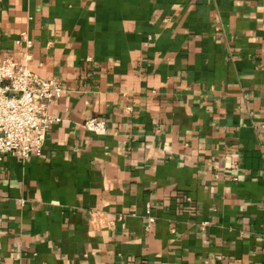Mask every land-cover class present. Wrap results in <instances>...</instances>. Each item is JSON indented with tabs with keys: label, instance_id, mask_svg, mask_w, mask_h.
<instances>
[{
	"label": "crops",
	"instance_id": "0c3cea01",
	"mask_svg": "<svg viewBox=\"0 0 264 264\" xmlns=\"http://www.w3.org/2000/svg\"><path fill=\"white\" fill-rule=\"evenodd\" d=\"M7 54L62 92L0 264H264V0H0Z\"/></svg>",
	"mask_w": 264,
	"mask_h": 264
},
{
	"label": "built area",
	"instance_id": "2783aa9c",
	"mask_svg": "<svg viewBox=\"0 0 264 264\" xmlns=\"http://www.w3.org/2000/svg\"><path fill=\"white\" fill-rule=\"evenodd\" d=\"M16 43L28 48L32 40L22 32ZM61 92L56 78L41 77L12 55L0 57V157L10 154L26 160L41 154L49 127L60 120L49 112V101ZM83 126L98 133L105 131V121L98 117L89 118ZM150 210L147 202L146 214L152 221Z\"/></svg>",
	"mask_w": 264,
	"mask_h": 264
}]
</instances>
